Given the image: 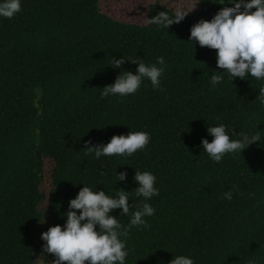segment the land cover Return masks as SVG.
<instances>
[{
  "label": "trees",
  "instance_id": "1",
  "mask_svg": "<svg viewBox=\"0 0 264 264\" xmlns=\"http://www.w3.org/2000/svg\"><path fill=\"white\" fill-rule=\"evenodd\" d=\"M225 6L234 4L199 0L168 29L149 21L177 12L153 0H21L13 18L0 16V264H34L36 225L46 214L65 225L83 186L112 197L128 191L129 214L110 213L124 227L142 203L155 209L144 217L150 227L130 229L125 264H169L177 255L264 264V104L256 99L264 80L231 81L216 50L189 39L195 23ZM158 56L167 65L160 89L145 79L134 94L101 97L122 71L136 73L132 60L152 65ZM113 58L125 59L121 68ZM217 72L224 79L213 88ZM220 124L234 129L232 139L258 133L260 141L214 162L201 141ZM129 131L148 132L146 148L85 154ZM136 170L155 175L159 195H136Z\"/></svg>",
  "mask_w": 264,
  "mask_h": 264
},
{
  "label": "clouds",
  "instance_id": "2",
  "mask_svg": "<svg viewBox=\"0 0 264 264\" xmlns=\"http://www.w3.org/2000/svg\"><path fill=\"white\" fill-rule=\"evenodd\" d=\"M218 2L224 4L225 0ZM229 2L234 6L222 7L211 20L201 19L195 23L190 29L189 39L198 42L201 47L216 50L217 67L225 70L231 81L235 78L245 79L246 76L264 80V0H229ZM253 8L255 11H252ZM20 11L21 0L0 2L2 17L11 19ZM189 12H178L175 18L160 12L149 22L168 29L173 23L181 22ZM156 60L160 67H157V64L146 65L142 60H132L138 64L136 73L122 71L113 84L102 88L101 97L105 98L109 95L124 97L134 94L145 79L150 80L153 89H160V77L167 65L162 56H158ZM124 61L123 58H113L110 65L121 68ZM223 79L224 77L217 72L211 76L210 83L214 88ZM256 99L264 104V85L259 88ZM207 131L213 139L211 142L206 138L202 139L203 151L217 163L226 154H242L243 150L253 142L260 141L258 133L248 135L239 132L235 136L240 138L232 139L229 135L231 131L226 130L223 124L207 127ZM150 139V134L146 131H129L126 135H113L106 144L86 147L85 154L94 153L96 159L102 155L132 156L138 150L146 148ZM126 176V172H119L117 181H124ZM134 180L138 184L135 188L136 195L142 196L145 201L159 195L153 173L136 170ZM128 194V191L120 189L116 196L112 197L104 190L93 191L90 187L83 186L76 197L69 201V210L65 213L67 216L65 225L50 226L41 234V239L45 241L44 251L55 257L52 264H125L128 255L126 238L130 229L133 226L150 227L144 217L155 214V209L144 202L138 206V210L131 213L129 225L122 226L118 217L110 213L115 209H121V215L129 214ZM223 198L230 201L233 198L232 190L225 192ZM122 236L124 240L121 239ZM169 264H194V261L187 256L177 255Z\"/></svg>",
  "mask_w": 264,
  "mask_h": 264
},
{
  "label": "rangeland",
  "instance_id": "3",
  "mask_svg": "<svg viewBox=\"0 0 264 264\" xmlns=\"http://www.w3.org/2000/svg\"><path fill=\"white\" fill-rule=\"evenodd\" d=\"M157 1L165 6L173 8L178 12H188L198 10L199 0H153ZM229 0H225L227 2ZM46 208V205L42 206V209ZM44 220V222H42ZM42 221H40L35 227V239L37 241V251L35 253L34 264H52V257L50 253H46L43 249L45 241L41 239V234L48 230L50 226H54V217L51 214H46Z\"/></svg>",
  "mask_w": 264,
  "mask_h": 264
}]
</instances>
